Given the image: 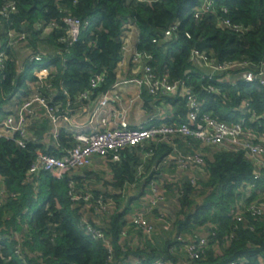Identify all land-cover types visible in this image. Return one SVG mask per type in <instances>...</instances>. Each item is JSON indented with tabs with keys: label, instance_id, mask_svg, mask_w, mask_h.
Returning <instances> with one entry per match:
<instances>
[{
	"label": "trees",
	"instance_id": "trees-1",
	"mask_svg": "<svg viewBox=\"0 0 264 264\" xmlns=\"http://www.w3.org/2000/svg\"><path fill=\"white\" fill-rule=\"evenodd\" d=\"M200 1L0 0V51L4 53L0 114L13 111L6 109L14 105L12 99L20 103L33 93L69 115L74 105L97 99L116 82L123 23L131 22L136 28L135 48L151 56L148 64L155 75L169 82L182 81L198 101L200 113L226 123L242 120L244 129L264 137V85L243 79L264 62V0H214L212 13L195 17ZM8 3L14 4V10L5 14L1 8ZM65 15L87 21L71 44L62 22ZM222 19L241 29L221 25ZM167 29L171 33L164 37ZM10 31L15 36L23 34L24 39L7 45ZM194 48L216 63L245 65L210 72L190 59ZM34 55L41 60H31ZM96 74L104 80L91 88ZM29 83L35 84L36 92L30 93ZM208 86L213 90L208 91ZM84 91L87 99L79 98ZM141 91L146 99L155 97L173 108L170 118L152 121L154 125L188 121L187 97L182 92L150 95ZM38 111L44 113L42 108ZM34 119L23 147L14 138L0 137V264H264V177L254 178L256 167L243 150L223 147L211 159L203 156V163L194 166L203 168L202 180L185 177L160 183L170 192L176 190L178 208L170 229L157 236L150 222L153 231L146 234L126 219L131 203L130 199L124 202L121 191L139 183L140 194H147L145 186L159 182L161 167L169 163L177 169L176 155L195 153L200 141L176 136L124 147L117 152L118 159L106 155L111 178L102 179V189L92 188L87 166L59 177L50 171L28 173L37 151L58 156L77 143L71 131L60 127L57 138L50 135L48 144H40L41 132L51 126L44 115ZM107 185L117 188V193L103 190ZM87 193L94 198L112 196L113 208L95 209L93 199H83ZM160 193L164 199L165 192ZM74 195L81 198L74 200ZM158 202H149L157 215ZM253 202L261 208L259 214L247 211ZM86 210L98 215V220L87 218ZM83 218L102 231L108 245L86 234ZM132 232L138 245L124 239ZM200 238L205 243L198 257H189L185 245Z\"/></svg>",
	"mask_w": 264,
	"mask_h": 264
},
{
	"label": "built area",
	"instance_id": "built-area-1",
	"mask_svg": "<svg viewBox=\"0 0 264 264\" xmlns=\"http://www.w3.org/2000/svg\"><path fill=\"white\" fill-rule=\"evenodd\" d=\"M149 2L152 0H136ZM214 0H201L199 5L194 11V16L198 17L202 14L212 13L215 9ZM14 10V4L8 3L1 8L5 14ZM62 22L67 29L68 44L75 41L82 28L87 26V21L81 22L78 18L65 15ZM220 24L232 30L238 31L241 26L233 24L228 19L220 20ZM136 30L130 23H123V32L121 35L122 40V56L124 52L131 51L135 61L140 60L144 62L143 73L140 77L133 79H126L120 82H115L107 91L102 93L93 104L89 117L88 132L73 131L74 125L72 124L71 115L59 106L49 104V101L38 93H33L23 99L17 107L6 115L0 114V137L14 138L16 143L23 147V139L28 134V127L30 120L36 115L39 108L44 109V116L47 118L51 129L50 134L53 138H57L58 129L64 127L66 130L71 131L76 144L69 148L64 149L61 155L54 156L37 151L32 163L29 166V174H37L40 171H50L53 175L59 177L68 170L79 169L91 163L95 156L112 155L114 159H118L117 152L124 147H131L142 144L145 140H167L172 137H190L210 146H221L227 143L225 148L241 149L246 153L249 162L252 163L256 170L254 178L259 179L264 177V162L261 160L264 157V137L258 136L251 130H246L243 127L242 120L234 123H226L205 113H200V106L194 95H191L185 88L182 81L169 82L165 77H159L154 74L151 66L148 64L151 56L147 53L139 52L134 47H128L125 42V36L128 32ZM136 32V31H135ZM170 29L165 30L162 35L169 36ZM187 35V34H186ZM188 36V35H187ZM24 39L23 34L15 36L14 32H8L7 45H16ZM65 40V39H64ZM155 41V39H153ZM190 59L201 63V65L209 70L224 71L232 67H239V64L234 62L216 63L213 59L209 58L198 49L191 50ZM31 60H41L40 55H34ZM4 65V53L0 51V68ZM245 81L256 80L259 84L264 85V62H261L251 71H247L243 77ZM104 80L103 75L96 74L90 80V87H97ZM133 83L138 87L136 97H141L142 88L147 90L148 94L155 95L161 93L163 95H172L175 92H182L187 97V106L189 108L188 121L176 125L165 124H148L131 127L126 122L120 121L115 127H108L109 116L113 114L114 107L110 104V100L116 99L115 87L122 83ZM208 91H212L211 86L207 87ZM88 93L84 91L80 93L79 98L87 99ZM203 163V154L196 151L193 154H180L176 155V168L180 171L189 169L196 165ZM252 186L254 185L251 184ZM81 196L74 195L73 199L78 200ZM163 196L158 190H153L151 194V204H156ZM83 199H93L95 209L104 210L108 208L112 199H105L101 196L94 198L90 193L83 196ZM247 211L252 214H259L261 208L256 203H250L246 207ZM240 219L239 217H237ZM132 222L141 227L146 234L153 231V227L143 216L142 213H137L132 216ZM83 229L86 234L90 235L93 239L102 240L108 245L107 237L102 231L91 225L85 218L82 220ZM205 240L200 238L199 241H192L185 245L186 253L191 258H196L199 255L200 246L204 245ZM229 264H239L232 261Z\"/></svg>",
	"mask_w": 264,
	"mask_h": 264
},
{
	"label": "crops",
	"instance_id": "crops-1",
	"mask_svg": "<svg viewBox=\"0 0 264 264\" xmlns=\"http://www.w3.org/2000/svg\"><path fill=\"white\" fill-rule=\"evenodd\" d=\"M125 42L127 43L128 47H134L135 48V42H136V32L131 31L128 32V34L125 36ZM143 65L144 62H141L140 60L135 61L132 56L131 51L124 52V55L121 57L120 61L117 64L116 68V82H120L122 80L126 79H133L135 77H140L143 73ZM115 93L117 94L116 99H111L110 104L114 107V112L112 115L109 116L108 121V127H115L118 125L120 121H124L127 123V125L131 127L139 126V125H148L153 124L152 121L155 122H163L164 120L170 118L172 116L173 108L165 101L158 100L155 97H144L141 94V97H136V94L138 92V87L133 83H122L118 84L115 88ZM25 99V98H24ZM15 103L12 106H8L6 109L8 110H14L17 105L19 104L16 102V98L12 99ZM97 99L90 103H81L80 105H74L71 110V118H72V124L74 125L75 132L77 131H83L88 132L90 130V127L88 126V117L91 111V108L93 104H95ZM43 113H40L37 111V115L35 116L34 120H39L40 118H43ZM49 123V122H48ZM72 133V132H71ZM42 140L39 142L40 144H48L50 142V128H47V130H44L41 132ZM227 143L221 145V146H210L206 143H199L197 151H200L203 156L207 157L208 159H211V155L215 150H218L219 148H223ZM247 158V157H246ZM248 160V158H247ZM264 162V157L261 159ZM169 163H165L161 168V171L159 172V176L157 177V182L154 183V181H151L148 183V186H145L147 188V194H144V198L147 199L146 205L141 207V209L136 210L135 212H132L131 214L126 215V219L129 220L132 218L133 215L136 213H142L143 216L147 219L148 222L155 225V235H165L164 230H169L171 227V218L165 213V206H167V196L165 198L161 199L157 204L158 209V215L157 213H153L151 211L152 207L149 206L150 197L152 194V191L158 190L159 192H164L162 190V187L160 186V183L162 182H178L179 178H181L182 175H189L191 176L193 172L197 169L196 167H191L189 169H185L187 171H180L178 169H175L172 166H169ZM85 169L90 173L88 182L92 188H100L102 189V179L110 180L111 178V171L110 167L108 165V157L106 156H95L93 157L90 164L85 167ZM200 169V168H199ZM204 176L203 168H201ZM146 176L143 177V179ZM99 179V180H97ZM142 179V180H143ZM138 184H131L130 186H126L121 191V196L124 201H126V197H134V193L139 192L142 190L141 185L139 187ZM102 186V187H101ZM105 190L109 194L117 193V188H114L111 185H107L105 187ZM131 195V196H130ZM110 199L113 200L112 196ZM108 197V198H109ZM177 197V193H176ZM111 205L108 207H112ZM131 206V204H130ZM137 206V205H136ZM113 208V207H112ZM156 208V207H155ZM87 218H92L94 221L98 220V215L93 213L92 211L85 212ZM153 213V214H152ZM161 216V218H160ZM159 227V229H158ZM202 231V229H199V231ZM127 243L131 246L138 245V237L135 235V233H128L126 238Z\"/></svg>",
	"mask_w": 264,
	"mask_h": 264
},
{
	"label": "rangeland",
	"instance_id": "rangeland-1",
	"mask_svg": "<svg viewBox=\"0 0 264 264\" xmlns=\"http://www.w3.org/2000/svg\"><path fill=\"white\" fill-rule=\"evenodd\" d=\"M131 23V22H130ZM132 24V23H131ZM133 25V24H132ZM136 31V30H134ZM22 44H20V48H17L19 49L20 51H18V54H19V57H22L23 56V53H22V47H21ZM35 84L34 83H29V87H30V93L32 92H36V88L34 86ZM202 168V167H201ZM202 170L197 168L193 174L191 176L189 175H182L181 178H179V180H181L182 178H185V177H191L194 181H198L199 179L202 180ZM140 187V185H139ZM147 188V187H146ZM162 190L165 192L166 196H167V206H165V213H167V215L171 218L174 216L175 212L177 211V208H178V202L176 200V190L173 189L172 192L162 188ZM163 192V193H164ZM144 193L143 192L142 194H140L139 190L138 192L134 193V197H126L125 199L126 200H129L130 199V203H131V208L128 212V215L131 214L132 212H135L136 210H138L139 208L143 207L146 205V201L147 199L144 198ZM131 196V195H130ZM197 200H199L200 198L197 197L196 198ZM125 202V201H124ZM137 205V206H136Z\"/></svg>",
	"mask_w": 264,
	"mask_h": 264
}]
</instances>
